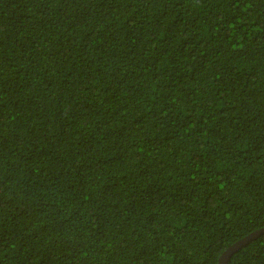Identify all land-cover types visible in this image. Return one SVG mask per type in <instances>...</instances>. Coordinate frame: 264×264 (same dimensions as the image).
I'll return each mask as SVG.
<instances>
[{"label": "trees", "instance_id": "obj_1", "mask_svg": "<svg viewBox=\"0 0 264 264\" xmlns=\"http://www.w3.org/2000/svg\"><path fill=\"white\" fill-rule=\"evenodd\" d=\"M262 227L264 0H0V264H218Z\"/></svg>", "mask_w": 264, "mask_h": 264}, {"label": "water", "instance_id": "obj_2", "mask_svg": "<svg viewBox=\"0 0 264 264\" xmlns=\"http://www.w3.org/2000/svg\"><path fill=\"white\" fill-rule=\"evenodd\" d=\"M261 233H264V227L251 232L250 234L244 236L243 238L228 246L219 256L218 264H226V261L229 259V257L234 251L242 247L248 240L257 237Z\"/></svg>", "mask_w": 264, "mask_h": 264}]
</instances>
